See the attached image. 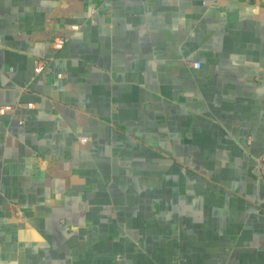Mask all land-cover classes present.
Here are the masks:
<instances>
[{
  "label": "crops",
  "instance_id": "0c3cea01",
  "mask_svg": "<svg viewBox=\"0 0 264 264\" xmlns=\"http://www.w3.org/2000/svg\"><path fill=\"white\" fill-rule=\"evenodd\" d=\"M0 105V264H264V0H0Z\"/></svg>",
  "mask_w": 264,
  "mask_h": 264
},
{
  "label": "built area",
  "instance_id": "2783aa9c",
  "mask_svg": "<svg viewBox=\"0 0 264 264\" xmlns=\"http://www.w3.org/2000/svg\"><path fill=\"white\" fill-rule=\"evenodd\" d=\"M74 27H77V25H74ZM65 42H66V39L64 37H56L54 40H53V45L56 47V48H62L64 45H65ZM49 65V61L48 59L46 58H38L36 61H35V73L36 74H39V73H42L46 68L47 66ZM19 105H0V113L1 114H9V113H12L14 112L17 107ZM26 106L28 108H32L34 105L33 103H27ZM83 141H88V138L86 137H83L82 138ZM252 140V137L249 138V142ZM258 166L260 168V173H261V176L264 178V153L258 157Z\"/></svg>",
  "mask_w": 264,
  "mask_h": 264
}]
</instances>
